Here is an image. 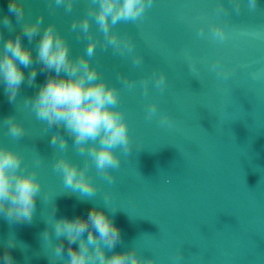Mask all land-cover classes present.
<instances>
[{
  "label": "water",
  "instance_id": "1",
  "mask_svg": "<svg viewBox=\"0 0 264 264\" xmlns=\"http://www.w3.org/2000/svg\"><path fill=\"white\" fill-rule=\"evenodd\" d=\"M240 2L237 14L233 0H154L139 21L114 29L134 41V54L142 57L138 67L131 55L104 51L98 42L91 62L119 89L132 149L128 155L121 153L111 185L90 169L99 186L91 199L65 189L53 170L61 154L50 144L56 131L68 141L63 154L83 165L72 138L63 129L46 130L24 104L47 73L35 63L37 40L23 38L24 46L32 48L31 67L37 68V77L29 86L31 67L22 68L25 82L12 103L0 84V145L14 148L29 169L36 168L42 189L31 224L0 217V241L14 234L27 246L11 250L15 264H49L40 234L53 206L59 218L86 216L93 205L105 208L120 228L122 242L116 251L134 245L141 256H154L156 264H172L170 257L178 248L184 257L181 264H264V0H257L254 12L248 11L247 0ZM23 3L26 20L43 14L44 24L54 23L67 38L73 56L84 52L87 37L71 31V23L84 15L89 0H77L71 13L63 7L53 10L54 0ZM217 3L225 5L227 15H216ZM8 4L0 0V20L8 15L12 24L11 30L0 25L5 40L14 38L23 23L8 13ZM214 23L225 25L229 33L222 44L208 36ZM201 26L204 37L197 35ZM92 31L99 36L95 24ZM217 60L231 70L227 79L212 70ZM160 72L167 75L165 90L150 84L145 95L142 80ZM121 74L135 81V87L118 80ZM152 102L158 114L149 120L146 107ZM160 114L172 118L171 127L160 124ZM9 116L26 130L19 140L7 134L3 120ZM105 192L111 194V208L104 206Z\"/></svg>",
  "mask_w": 264,
  "mask_h": 264
},
{
  "label": "clouds",
  "instance_id": "2",
  "mask_svg": "<svg viewBox=\"0 0 264 264\" xmlns=\"http://www.w3.org/2000/svg\"><path fill=\"white\" fill-rule=\"evenodd\" d=\"M76 2L54 0L53 10L63 7L66 13H71ZM153 4L154 0H89L84 15L74 18L71 23V31L87 37L84 52L73 56L67 38L54 23L45 25L43 14L35 20H26L23 0H9L8 13L23 23L14 38L9 36L5 40L0 30V84L4 85L9 102H14L25 82L22 68H29L34 63L32 48L24 46L23 38L27 37L29 43L36 39L35 63L47 75L35 95L27 98L24 104L46 130L53 127L63 129L67 137L72 138L75 153L84 158L83 165L63 154L67 151L68 141L60 131H56L51 135L50 144L61 154L54 160L53 170L61 175L64 188L79 193L81 199H91L99 191L90 175L91 168L94 167L95 173L111 185L115 182L114 170L121 164V153L128 155L132 149L127 120L119 106V89L102 78L98 67L91 62L96 55L97 44L101 43L104 51L111 48L114 53L131 55L134 67L141 65L142 57L134 54V41L114 29L120 23L139 21ZM232 7L239 14L242 10L240 0H233ZM247 9L256 11L257 0H247ZM215 12L217 16L227 15L228 9L223 3H217ZM93 24L99 36L92 31ZM0 25L11 30L8 15L0 20ZM241 34L255 35L250 32ZM197 35L205 36L203 26ZM208 36L213 42L222 44L229 38V33L225 25L214 23L208 27ZM211 68L225 79L231 75V70L218 60ZM192 70L190 66L189 71ZM36 77L37 68L31 67L27 84L33 86ZM117 79L129 89L135 87V81L123 74ZM141 83L145 95L150 84L163 92L167 86V75L164 72L153 73ZM157 114V104H148L146 118L151 120ZM159 122L171 127L173 120L167 114H160ZM3 123L8 136L14 140L26 134L23 124L14 116L7 117ZM40 161L38 156L37 163ZM41 189L36 168L29 169L23 163L22 154L14 148L0 145V217L9 223L31 224ZM103 202L105 207L111 208L108 206L110 193H104ZM56 211L53 206L50 219H46V228L40 234L43 253L49 264H156L154 256H141L134 245L125 250H115L122 242L121 230L105 208L93 205L86 216L59 218ZM16 247L23 250L27 246L18 242L14 234L0 241V248H3L0 264H15L11 250ZM183 258L181 248H178L170 260L172 264H181Z\"/></svg>",
  "mask_w": 264,
  "mask_h": 264
}]
</instances>
